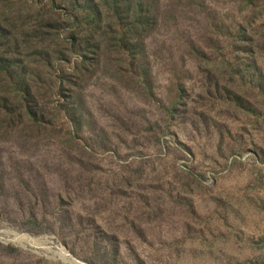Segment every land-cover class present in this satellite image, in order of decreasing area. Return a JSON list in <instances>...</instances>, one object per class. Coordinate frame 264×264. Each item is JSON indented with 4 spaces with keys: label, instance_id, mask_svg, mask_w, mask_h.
Masks as SVG:
<instances>
[{
    "label": "rangeland",
    "instance_id": "1",
    "mask_svg": "<svg viewBox=\"0 0 264 264\" xmlns=\"http://www.w3.org/2000/svg\"><path fill=\"white\" fill-rule=\"evenodd\" d=\"M0 264H264V0H0Z\"/></svg>",
    "mask_w": 264,
    "mask_h": 264
}]
</instances>
